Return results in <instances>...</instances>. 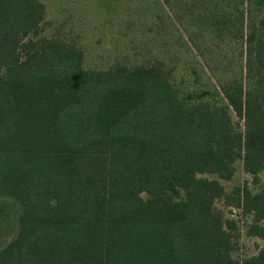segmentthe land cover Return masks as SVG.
I'll list each match as a JSON object with an SVG mask.
<instances>
[{
	"label": "trees",
	"instance_id": "1",
	"mask_svg": "<svg viewBox=\"0 0 264 264\" xmlns=\"http://www.w3.org/2000/svg\"><path fill=\"white\" fill-rule=\"evenodd\" d=\"M242 3L237 19L264 10ZM46 16L44 0H0V264H264L234 258L236 221L216 207L263 235L264 189L222 181L239 163L264 174V19L243 78L185 93L162 61L85 69Z\"/></svg>",
	"mask_w": 264,
	"mask_h": 264
},
{
	"label": "rangeland",
	"instance_id": "2",
	"mask_svg": "<svg viewBox=\"0 0 264 264\" xmlns=\"http://www.w3.org/2000/svg\"><path fill=\"white\" fill-rule=\"evenodd\" d=\"M49 37L58 36L85 53L87 70H106L119 60L136 65L162 61L175 70V82L185 93L219 89L243 78L246 34L250 22L259 26L264 10L242 0H44ZM215 14L221 23H215ZM199 79V81H197ZM212 100H216L213 98ZM216 102H218L216 100ZM234 122L238 119L234 117ZM204 178H214L204 175ZM228 194L248 185L255 193L264 189V174L255 183L237 165L233 180L222 181ZM216 207L225 219L236 221L237 261L264 250V233L251 236L253 216L230 207L224 199ZM264 230V221L260 224ZM2 227H0V232Z\"/></svg>",
	"mask_w": 264,
	"mask_h": 264
}]
</instances>
